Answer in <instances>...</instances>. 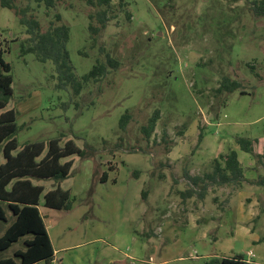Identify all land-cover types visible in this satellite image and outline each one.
<instances>
[{"label":"rangeland","instance_id":"rangeland-1","mask_svg":"<svg viewBox=\"0 0 264 264\" xmlns=\"http://www.w3.org/2000/svg\"><path fill=\"white\" fill-rule=\"evenodd\" d=\"M125 1L130 20L119 13L95 45L87 32L92 11L84 1L64 0L49 10L33 0L13 2L43 32L60 14L69 27L66 50L78 79L106 55L118 62L78 96L70 86L57 87L52 62L22 54L26 28L0 4V51L13 78L6 110L15 112L19 147L46 145L62 135L61 144L71 139L92 154L65 159L73 160L59 183L70 193L68 211L47 213L40 198L55 251L50 264H208L222 256L247 259L248 253L264 264V188L249 183L264 170L235 143L246 137L256 141V153L264 152V18L251 16L250 0H177L174 16L163 22L148 0ZM246 64H255L261 78ZM223 76L241 82L245 94L228 95L214 117L213 90ZM155 110L159 118L145 143L140 128ZM125 112L132 121L122 132L118 122ZM230 150L248 182L234 188L205 181V192L201 183L192 186L188 177L203 178L212 161ZM108 162L116 168L110 171ZM33 183L44 193L55 188L51 180ZM191 189L192 196H183ZM10 219L0 221V235ZM19 247L21 242L13 244L1 257Z\"/></svg>","mask_w":264,"mask_h":264},{"label":"trees","instance_id":"trees-1","mask_svg":"<svg viewBox=\"0 0 264 264\" xmlns=\"http://www.w3.org/2000/svg\"><path fill=\"white\" fill-rule=\"evenodd\" d=\"M42 4L46 10L53 9L64 0H33ZM92 12L87 14L89 25L87 32L93 45L98 41L101 31L106 25L117 18L119 13H125L126 20H130V14L126 11L128 2L118 0H81ZM151 6L163 17V22L168 16L170 19L177 11V0H148ZM14 0H1V7L13 10L19 18V24L25 26L27 38L21 44L22 54L31 53L40 63L52 62L57 73L60 89L70 86L73 96H78L84 86L98 82L111 70L118 68V62L106 55L104 61L97 60L91 70L78 79L70 64L66 44L69 39V27L62 23L60 14H55L49 21L46 31H42L40 23L30 17L26 18V9H18ZM248 10L254 19L264 18V0H250ZM49 16V13H46ZM198 20V18H196ZM203 65V64H202ZM247 69L258 79L261 76L255 71V64H246ZM11 67L3 59L0 51V153L3 162L0 163V221H6L9 216L10 222L0 235V264H37L44 262L50 264L54 260V250L50 242L43 218L38 210L40 198L43 196V207L58 211H68L71 207L70 193L60 188L59 183L68 178L73 163L72 156L87 158L90 152L80 149L71 139L61 144L62 135L51 139L46 145L35 141L19 147L16 140L18 128L15 124L16 115L13 109L6 110L12 97ZM242 84L236 79L223 76L216 89L213 90L216 104L212 106L211 113L217 117L219 110L224 108L228 95L235 91L245 94ZM159 111L155 110L147 123L141 126L140 131L145 143H148L153 134ZM132 121L129 113L125 112L119 119L118 128L124 131ZM185 126H183L184 129ZM182 130L178 135H182ZM162 136V141L165 142ZM200 134L198 141L202 139ZM236 145L253 158L254 162L264 170V152L258 154L254 150L256 141L246 137H236ZM86 147V146H85ZM84 147V148H85ZM135 149H132L133 153ZM64 160V161H62ZM211 171L201 177L189 178L192 186L202 184L201 191L205 192L208 181L218 187L229 186L241 188L248 180L244 177L243 168L238 161L235 151L230 150L220 154L211 163ZM115 165L108 162V169L114 170ZM33 180H51L55 188L44 193L41 185L33 183ZM107 174L104 172L99 177L101 183H105ZM250 185L264 188V175H258ZM200 184V185H201ZM194 190H187L183 196L190 197ZM197 194L199 197L203 193ZM147 192H142L145 199ZM21 242L22 247L14 249L11 256L1 257V253L7 251L13 244ZM208 264H257L244 260L242 256L223 257Z\"/></svg>","mask_w":264,"mask_h":264},{"label":"crops","instance_id":"crops-1","mask_svg":"<svg viewBox=\"0 0 264 264\" xmlns=\"http://www.w3.org/2000/svg\"><path fill=\"white\" fill-rule=\"evenodd\" d=\"M38 210H39V212H40V214H41V216H42V218H43V222H44V224H45L44 218L47 217V215H44V214L40 211L39 206H38ZM51 210H53V209H48V208H46L45 211H46L47 213H50ZM239 212H240V211H239ZM247 219H248V218H247ZM45 227H46V225H45ZM46 230H47V227H46ZM49 239H50V238H49ZM223 257H224V256L219 257L218 259H221V258H223ZM232 257H234V256H232ZM253 257H254V255H253L252 253H248V254H247V259L244 258V260L249 261V262H254V263H257V264H261V263H259V262L253 261V259H252ZM54 259H55V251H54ZM52 262H54V260H53ZM59 264H61V263L59 262Z\"/></svg>","mask_w":264,"mask_h":264}]
</instances>
